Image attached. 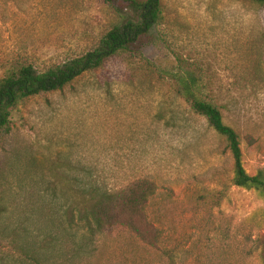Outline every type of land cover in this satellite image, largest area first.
Segmentation results:
<instances>
[{"label": "rangeland", "instance_id": "374dc122", "mask_svg": "<svg viewBox=\"0 0 264 264\" xmlns=\"http://www.w3.org/2000/svg\"><path fill=\"white\" fill-rule=\"evenodd\" d=\"M0 0V75L93 50L120 0ZM137 55L118 54L61 91L20 102L0 132V264H264V200L231 185L225 143L176 93L193 73L264 168V6L161 0ZM209 99V100H210ZM140 180L128 229L97 233L85 200ZM143 239H146L143 240Z\"/></svg>", "mask_w": 264, "mask_h": 264}, {"label": "trees", "instance_id": "16d2710c", "mask_svg": "<svg viewBox=\"0 0 264 264\" xmlns=\"http://www.w3.org/2000/svg\"><path fill=\"white\" fill-rule=\"evenodd\" d=\"M112 6V0H106ZM124 7L116 9L119 23L114 25L91 51L67 61L37 70L31 64L11 62L0 75V132L10 123L17 105L31 97L61 91L80 76L99 70L106 61L118 54L137 55L140 43L150 35L152 28L162 20L161 0H120ZM264 6V0H243ZM176 93L189 110L203 118L207 127L225 143L232 161L231 185L255 191L264 200V168L248 175L242 165L239 136L224 123L220 107L207 98L206 87L193 73L176 70L170 72ZM207 94V96H206ZM143 182L135 181L118 193H103L99 198L85 200V210L97 233L103 230L128 229L137 237L140 232L133 225L149 195H135ZM146 241V239H143Z\"/></svg>", "mask_w": 264, "mask_h": 264}]
</instances>
